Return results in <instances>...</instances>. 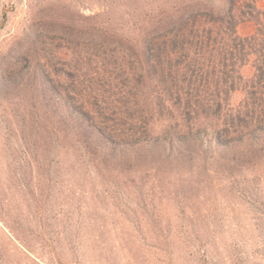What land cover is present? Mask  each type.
Wrapping results in <instances>:
<instances>
[{
	"label": "rangeland",
	"instance_id": "374dc122",
	"mask_svg": "<svg viewBox=\"0 0 264 264\" xmlns=\"http://www.w3.org/2000/svg\"><path fill=\"white\" fill-rule=\"evenodd\" d=\"M233 1L0 0V264H264V128L247 133L264 121V0ZM194 11L217 20L210 40ZM178 22L163 69L217 115L188 120L183 100L160 117L158 79L137 93L148 32ZM223 56L240 79L207 97L187 74Z\"/></svg>",
	"mask_w": 264,
	"mask_h": 264
},
{
	"label": "trees",
	"instance_id": "16d2710c",
	"mask_svg": "<svg viewBox=\"0 0 264 264\" xmlns=\"http://www.w3.org/2000/svg\"><path fill=\"white\" fill-rule=\"evenodd\" d=\"M230 1V7H232L233 4V0H229ZM228 13V11L226 12ZM205 15L202 14H197L194 11V35L197 36L199 38H205L207 40H210L211 37L213 36V32L211 30V26L210 28H208L209 25H211V23L215 24L217 20H215L214 22L212 20L208 19L207 17H204ZM214 20V18H212ZM221 19V18H220ZM180 23V24H179ZM184 25L186 23H181L178 22L171 26H166L163 29L160 28V30H151L150 32H148L147 34V38L146 41L143 42L144 43V48H143V53L140 56L141 57V61L143 63V69H144V74L141 73L142 70H140V72H138V77L135 78V84H136V88H138L137 93H140V87L142 84V81L144 80L143 78H148L150 81L154 80L156 81L157 79L161 82L162 86H163V91L166 95V97L169 99V101L171 102V106H166L162 105V103H159L157 105V107H155L158 110V113L160 114V117L167 114L171 116V108H176L177 106L181 107V103L183 102V100H187L186 104L183 107L182 110V115L186 118V119H190L191 115L194 116H199V115H203V116H210L212 113H214L215 115H217V112H220V110L222 109V107H224L223 105L217 103L214 101L215 105H217L216 108L212 107V103L208 104L209 106L205 105V103H201L200 101H194V104H192V100L190 98H186L183 99V95L180 94L179 91L175 90V88H173V86H176V84L174 83V81H171L172 78L174 77L175 74V70L172 69H163V63L161 62V54L163 53V50L165 49V44L163 42H160V40H168L169 37L171 39V42H174L171 45H175L176 43V39L179 37V33L181 32V38H182V34L183 32V27L180 28V25ZM224 23H220V30L218 31V33L216 34L215 37H217V35L219 34V32H222V34H224V32L222 31V29H224V26L222 25ZM181 29V30H180ZM184 37V36H183ZM214 39V38H213ZM200 40V39H199ZM170 44V42H168ZM167 43V44H168ZM250 43L252 44V47L250 51H253L256 49V45H258L256 43V41H250ZM190 44V41H188V45ZM245 49V45L243 46ZM235 53V52H234ZM234 53H229V56L232 58L230 59L233 60L234 56H236ZM250 53V52H248ZM220 54V53H218ZM223 52L221 53L220 57L222 56ZM238 54L242 56L243 51L240 50L238 51ZM237 54V55H238ZM238 57V56H237ZM244 57V56H243ZM197 61V60H196ZM222 61H224V70L221 69H215L213 74H206L205 76H203V74L201 75V72H199L200 70L194 69V75H190L187 74V77L190 78V80H193L194 78V82L196 80H200L203 83L208 82V91L207 90H202L204 92H207V97L209 95H213L215 98H220L222 92L217 90V88H215L214 90H211L212 86H235L234 84V80H236V76L237 75L238 79H240L238 72L236 71V69L234 70L233 66V71L232 72H228L227 71V64L225 63V61L227 62V58L225 56H223ZM233 65H235V63H233ZM153 82V81H152ZM211 83V85H210ZM140 84V85H139ZM220 84V85H219ZM171 86V87H168ZM136 88L135 89V94L134 97H137V93H136ZM232 89V87H231ZM233 90V89H232ZM177 93V95L175 97H173V93ZM229 89L225 90V93L223 92V94H228ZM182 95V96H181ZM166 102V101H165ZM150 107L151 104H150ZM170 108V109H169ZM155 109V110H156ZM149 113H151V110H149ZM250 118L248 115H246V119ZM239 119V118H238ZM257 125H254V129L255 130H251L249 129L247 133H252V131H261V128H264V121H259L257 122ZM239 124V121H238ZM247 127H243V129H246ZM174 131V132H173ZM219 132V130H217ZM175 133V130L172 129H168L167 133L165 135V138L170 137L171 135H173ZM246 133V132H245ZM181 136V135H180ZM182 141H185V139H182Z\"/></svg>",
	"mask_w": 264,
	"mask_h": 264
}]
</instances>
